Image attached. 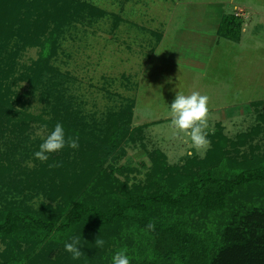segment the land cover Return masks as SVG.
Segmentation results:
<instances>
[{
    "label": "trees",
    "instance_id": "obj_1",
    "mask_svg": "<svg viewBox=\"0 0 264 264\" xmlns=\"http://www.w3.org/2000/svg\"><path fill=\"white\" fill-rule=\"evenodd\" d=\"M104 13L84 0H0V140L17 144L0 146V242L7 245L0 264H112L125 249L130 264H264V150L257 141L264 100L252 104L259 123L250 130L233 138L218 122L206 155L180 164L155 149L145 180L130 183L138 169L116 161L124 144L137 140L135 103L110 113L100 128L45 78L56 71L65 26ZM244 24L239 13L224 15L218 36L240 42ZM31 47H40L39 58L18 75V59ZM18 80L34 93L42 89L43 115L16 106L26 105L14 89ZM35 120L49 131L61 123L79 147L35 159L43 141L25 149L20 143ZM37 197L44 199L38 207L31 202ZM74 236L85 253L78 260L64 248Z\"/></svg>",
    "mask_w": 264,
    "mask_h": 264
},
{
    "label": "rangeland",
    "instance_id": "obj_2",
    "mask_svg": "<svg viewBox=\"0 0 264 264\" xmlns=\"http://www.w3.org/2000/svg\"><path fill=\"white\" fill-rule=\"evenodd\" d=\"M84 1L105 13L65 26L52 62L56 71L45 78L57 81L67 105L100 128L110 113L135 103L132 128L137 140L125 143L116 161L138 169L128 175L130 183L145 180L155 149L164 151L170 163L180 164L188 155L204 157L210 148L211 143L197 151L190 138L177 135L171 126L170 104L178 92L209 98L207 133L221 122L235 138L259 123L252 104L264 100V0ZM233 13L245 21L240 42L217 36L223 16ZM40 51L31 47L22 52L18 75L37 61ZM14 89L26 102L16 105L20 110L44 114L42 89L34 93L21 80ZM50 133L35 120L22 136L27 138L19 141L29 148ZM7 140H0L3 149L17 145ZM257 141L264 150V133ZM43 201L37 197L31 202L38 207ZM6 246L0 242V250Z\"/></svg>",
    "mask_w": 264,
    "mask_h": 264
},
{
    "label": "clouds",
    "instance_id": "obj_3",
    "mask_svg": "<svg viewBox=\"0 0 264 264\" xmlns=\"http://www.w3.org/2000/svg\"><path fill=\"white\" fill-rule=\"evenodd\" d=\"M157 53V52H156ZM160 53H157V55ZM170 82V81H169ZM208 100L206 95L199 92H192L189 95L178 92L170 104L171 126L176 130L177 135L190 138L192 146L197 150H206L210 141L207 139L208 128ZM77 149L79 147V137L66 136L64 127L61 123L54 126V130L39 145V150L34 152V158L47 162L50 154L56 153L65 147ZM57 164H49V167H56ZM149 231L155 230V224L149 222L146 225ZM105 241L99 236L95 239L96 247L104 246ZM83 245L79 236H74L71 242L65 243V251L70 253L73 260H78L85 253L81 250ZM112 264H130L126 249L120 250L112 257Z\"/></svg>",
    "mask_w": 264,
    "mask_h": 264
},
{
    "label": "crops",
    "instance_id": "obj_4",
    "mask_svg": "<svg viewBox=\"0 0 264 264\" xmlns=\"http://www.w3.org/2000/svg\"><path fill=\"white\" fill-rule=\"evenodd\" d=\"M221 22V21H220ZM220 25V24H219ZM219 25H218V28H219ZM218 28H217V36H218Z\"/></svg>",
    "mask_w": 264,
    "mask_h": 264
}]
</instances>
